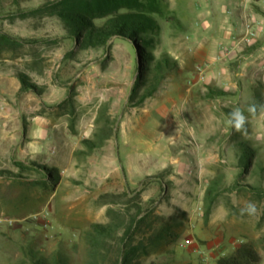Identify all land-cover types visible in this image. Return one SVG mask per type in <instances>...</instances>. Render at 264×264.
Here are the masks:
<instances>
[{
  "label": "rangeland",
  "instance_id": "rangeland-1",
  "mask_svg": "<svg viewBox=\"0 0 264 264\" xmlns=\"http://www.w3.org/2000/svg\"><path fill=\"white\" fill-rule=\"evenodd\" d=\"M159 2L152 54L169 67L135 105L127 42L81 50L33 11L45 0H0V34L20 41L0 46V264H92L91 225L138 210L176 223L139 264H216L245 243L264 264V0Z\"/></svg>",
  "mask_w": 264,
  "mask_h": 264
},
{
  "label": "trees",
  "instance_id": "trees-1",
  "mask_svg": "<svg viewBox=\"0 0 264 264\" xmlns=\"http://www.w3.org/2000/svg\"><path fill=\"white\" fill-rule=\"evenodd\" d=\"M160 8L159 0H45L34 12L45 11L46 15L56 16L66 28L68 36L81 49L106 47L112 39L127 42L137 56L139 74L132 86L129 100L132 101L143 88L135 105L142 104L152 97L163 78L165 66L154 63L152 49L154 40L151 36L158 30L153 14ZM100 21L99 24H96ZM20 41L8 34H0V46L19 47ZM21 90L31 88L25 77H20ZM249 152L246 148L240 162L248 166ZM245 163V164H244ZM19 170L24 166L16 163ZM44 169V168H40ZM56 183L57 176H50ZM9 172L0 171V177H11ZM44 184V182H42ZM138 210L130 216L127 224L107 225L92 224L88 233V255L92 264H139L141 256L155 253L171 233L174 220L154 217L149 211ZM144 214V215H142ZM142 215V216H141ZM174 223V224H173ZM122 229L120 238L117 231ZM261 256L250 244H241L216 264H260ZM36 264H48L36 262ZM49 264H59L53 261ZM150 264H159L150 262Z\"/></svg>",
  "mask_w": 264,
  "mask_h": 264
},
{
  "label": "clouds",
  "instance_id": "clouds-1",
  "mask_svg": "<svg viewBox=\"0 0 264 264\" xmlns=\"http://www.w3.org/2000/svg\"><path fill=\"white\" fill-rule=\"evenodd\" d=\"M262 112H264V105H259ZM250 113L255 114L257 110V105L253 104L247 109ZM247 117L244 115V111L241 108H234L230 113V118L228 120V124L233 126L237 132L246 131ZM256 205L254 203H249L246 205L243 211H247L249 214L256 213Z\"/></svg>",
  "mask_w": 264,
  "mask_h": 264
},
{
  "label": "built area",
  "instance_id": "built-area-1",
  "mask_svg": "<svg viewBox=\"0 0 264 264\" xmlns=\"http://www.w3.org/2000/svg\"><path fill=\"white\" fill-rule=\"evenodd\" d=\"M185 243H186V244H189V241H186Z\"/></svg>",
  "mask_w": 264,
  "mask_h": 264
}]
</instances>
